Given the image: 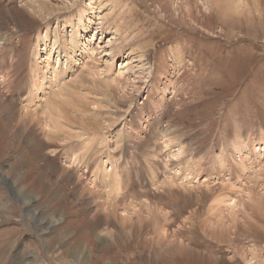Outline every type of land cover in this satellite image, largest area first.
Here are the masks:
<instances>
[{
  "label": "rangeland",
  "instance_id": "374dc122",
  "mask_svg": "<svg viewBox=\"0 0 264 264\" xmlns=\"http://www.w3.org/2000/svg\"><path fill=\"white\" fill-rule=\"evenodd\" d=\"M0 244L264 264V0H0Z\"/></svg>",
  "mask_w": 264,
  "mask_h": 264
},
{
  "label": "bare ground",
  "instance_id": "6f19581e",
  "mask_svg": "<svg viewBox=\"0 0 264 264\" xmlns=\"http://www.w3.org/2000/svg\"><path fill=\"white\" fill-rule=\"evenodd\" d=\"M43 1V0H42ZM75 4V3H74ZM76 5V4H75ZM62 6V5H61ZM66 9H67V7H66ZM6 101V100H5ZM4 102V101H3ZM55 102V101H54ZM5 104H4V106H5V108H11V107H16L14 104H11V103H9V102H4ZM50 103V102H49ZM11 106V107H10ZM59 108L61 109V112L60 113H62V112H66V109H65V107H64V105H60L59 106ZM10 110V109H9ZM7 111V110H6ZM13 111V110H12ZM16 113H17V111H15ZM14 112V114H16ZM66 114V116H67V112L65 113ZM29 115V114H28ZM56 123V122H55ZM56 128V127H55ZM36 143H38V142H36ZM38 146H39V144H38ZM48 158V157H47ZM50 163V162H49ZM54 164V163H53ZM50 165H52V164H50ZM56 167V166H55ZM76 167V166H75ZM58 168V167H57ZM64 170V169H63ZM130 200V199H129ZM234 209V208H233ZM235 225V224H234ZM5 245H3V244H0V254L2 253V252H4L3 251V247H4ZM3 255V254H2ZM1 256V255H0Z\"/></svg>",
  "mask_w": 264,
  "mask_h": 264
}]
</instances>
